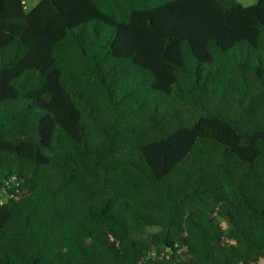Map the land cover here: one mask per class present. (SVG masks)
Returning <instances> with one entry per match:
<instances>
[{"label": "trees", "instance_id": "trees-1", "mask_svg": "<svg viewBox=\"0 0 264 264\" xmlns=\"http://www.w3.org/2000/svg\"><path fill=\"white\" fill-rule=\"evenodd\" d=\"M0 264L264 261V0H0Z\"/></svg>", "mask_w": 264, "mask_h": 264}, {"label": "rangeland", "instance_id": "rangeland-1", "mask_svg": "<svg viewBox=\"0 0 264 264\" xmlns=\"http://www.w3.org/2000/svg\"><path fill=\"white\" fill-rule=\"evenodd\" d=\"M38 0H23L26 10H30ZM242 6L256 5L258 0H236ZM260 264H264V261H260Z\"/></svg>", "mask_w": 264, "mask_h": 264}, {"label": "built area", "instance_id": "built-area-1", "mask_svg": "<svg viewBox=\"0 0 264 264\" xmlns=\"http://www.w3.org/2000/svg\"><path fill=\"white\" fill-rule=\"evenodd\" d=\"M0 204H2V201L0 200Z\"/></svg>", "mask_w": 264, "mask_h": 264}, {"label": "crops", "instance_id": "crops-1", "mask_svg": "<svg viewBox=\"0 0 264 264\" xmlns=\"http://www.w3.org/2000/svg\"><path fill=\"white\" fill-rule=\"evenodd\" d=\"M22 1H23V0H22ZM23 3H24V2H23ZM36 3H37V2H36ZM36 3H35V4H36ZM35 4H34V5H35Z\"/></svg>", "mask_w": 264, "mask_h": 264}]
</instances>
